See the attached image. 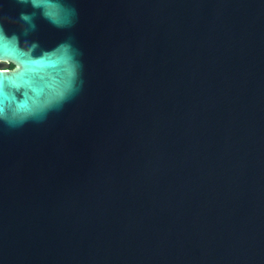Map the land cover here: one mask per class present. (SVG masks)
Masks as SVG:
<instances>
[{"label": "water", "instance_id": "1", "mask_svg": "<svg viewBox=\"0 0 264 264\" xmlns=\"http://www.w3.org/2000/svg\"><path fill=\"white\" fill-rule=\"evenodd\" d=\"M75 3L82 91L0 128V264H264L262 0Z\"/></svg>", "mask_w": 264, "mask_h": 264}, {"label": "clouds", "instance_id": "2", "mask_svg": "<svg viewBox=\"0 0 264 264\" xmlns=\"http://www.w3.org/2000/svg\"><path fill=\"white\" fill-rule=\"evenodd\" d=\"M8 6L0 0V62L14 68L0 71V128L17 129L44 122L77 96L85 85L84 62L74 35L75 0H11L14 16L5 11ZM41 20L65 37L42 44L36 38Z\"/></svg>", "mask_w": 264, "mask_h": 264}, {"label": "flooded vegetation", "instance_id": "3", "mask_svg": "<svg viewBox=\"0 0 264 264\" xmlns=\"http://www.w3.org/2000/svg\"><path fill=\"white\" fill-rule=\"evenodd\" d=\"M0 67L11 68L10 63L0 62Z\"/></svg>", "mask_w": 264, "mask_h": 264}, {"label": "trees", "instance_id": "4", "mask_svg": "<svg viewBox=\"0 0 264 264\" xmlns=\"http://www.w3.org/2000/svg\"><path fill=\"white\" fill-rule=\"evenodd\" d=\"M10 67H13V64L10 63Z\"/></svg>", "mask_w": 264, "mask_h": 264}]
</instances>
